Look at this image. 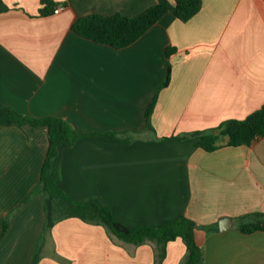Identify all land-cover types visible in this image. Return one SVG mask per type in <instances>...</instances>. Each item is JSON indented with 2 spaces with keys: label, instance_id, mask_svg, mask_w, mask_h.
<instances>
[{
  "label": "crops",
  "instance_id": "0c3cea01",
  "mask_svg": "<svg viewBox=\"0 0 264 264\" xmlns=\"http://www.w3.org/2000/svg\"><path fill=\"white\" fill-rule=\"evenodd\" d=\"M51 1L63 9L0 0V103L58 116L81 134L57 149V185L128 227L192 219L204 264H264V231L238 229L264 207V138L229 146L223 136L206 151L189 135L264 103V0H201L187 21L168 12L120 49L78 36L73 22L134 16L157 0ZM48 148L44 127L0 125V264H33L37 253L35 264H154L153 242L127 243L96 222L68 217L45 231L44 199L33 191ZM224 217L231 226L220 232ZM185 252L182 239L169 241L162 264H182Z\"/></svg>",
  "mask_w": 264,
  "mask_h": 264
},
{
  "label": "trees",
  "instance_id": "16d2710c",
  "mask_svg": "<svg viewBox=\"0 0 264 264\" xmlns=\"http://www.w3.org/2000/svg\"><path fill=\"white\" fill-rule=\"evenodd\" d=\"M40 13L53 11L51 0H40ZM201 7V0H157L156 3L134 16L115 13L108 16L88 14L77 18L71 29L78 36L98 44L120 49L129 46L153 26L164 14L171 13L181 21H187L195 15ZM174 47L166 48V55H170ZM170 67H167L162 87L169 83ZM156 103V96L145 110L146 126L150 128V117ZM26 125L46 128L49 148L41 168L40 182L34 189L33 195L40 194L44 199L45 231L61 219L78 217L107 227L119 239L139 245L147 241L155 244L154 264H162L165 257L166 245L176 238L185 244V257L182 264H204L202 247L195 241V231L199 229L195 221L182 216L175 220L166 221L157 227L137 226L128 227L116 221L110 210L95 202L79 203L69 197L60 188L51 175L52 160L60 146L68 147L81 136L64 119L58 116L33 117L23 115L12 107L0 103V125ZM116 136L115 132H109ZM196 139V145L206 151H213L220 147L219 136L227 138L226 145H247L251 140L264 138V103L243 119H229L217 127L204 131L189 133ZM185 136H181L183 138ZM239 231L252 233L264 231V207L261 211L252 212L239 223ZM216 228L209 227L206 231ZM38 253L34 257L36 263Z\"/></svg>",
  "mask_w": 264,
  "mask_h": 264
},
{
  "label": "water",
  "instance_id": "95a60500",
  "mask_svg": "<svg viewBox=\"0 0 264 264\" xmlns=\"http://www.w3.org/2000/svg\"><path fill=\"white\" fill-rule=\"evenodd\" d=\"M230 226H231V218L224 217V218L219 219L218 229H219L220 232L225 231Z\"/></svg>",
  "mask_w": 264,
  "mask_h": 264
},
{
  "label": "built area",
  "instance_id": "2783aa9c",
  "mask_svg": "<svg viewBox=\"0 0 264 264\" xmlns=\"http://www.w3.org/2000/svg\"><path fill=\"white\" fill-rule=\"evenodd\" d=\"M61 9H63V6H58V7H56V8L53 9V12H58Z\"/></svg>",
  "mask_w": 264,
  "mask_h": 264
},
{
  "label": "rangeland",
  "instance_id": "374dc122",
  "mask_svg": "<svg viewBox=\"0 0 264 264\" xmlns=\"http://www.w3.org/2000/svg\"><path fill=\"white\" fill-rule=\"evenodd\" d=\"M223 136H219V141L222 139Z\"/></svg>",
  "mask_w": 264,
  "mask_h": 264
}]
</instances>
